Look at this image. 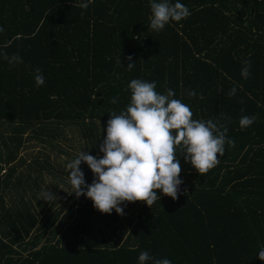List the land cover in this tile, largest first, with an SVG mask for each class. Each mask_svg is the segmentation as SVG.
I'll list each match as a JSON object with an SVG mask.
<instances>
[{
  "label": "trees",
  "instance_id": "obj_1",
  "mask_svg": "<svg viewBox=\"0 0 264 264\" xmlns=\"http://www.w3.org/2000/svg\"><path fill=\"white\" fill-rule=\"evenodd\" d=\"M179 2L191 15L157 32L150 0H0V53L23 60L12 66L0 55V264H138L144 250L171 264H264V0ZM132 79L155 81L161 94L172 89L193 119L226 124L235 146L225 145L204 175L177 152L176 200L156 190L151 208L124 202L123 215L102 214L86 196L77 205L72 190L46 208L40 200L38 211L26 189L41 193L51 165L33 158L16 177L20 150L33 138L75 159L54 144L70 125L81 132V149L102 158L109 114L130 102ZM242 116L257 119L241 129ZM80 168L91 184V169Z\"/></svg>",
  "mask_w": 264,
  "mask_h": 264
},
{
  "label": "clouds",
  "instance_id": "obj_2",
  "mask_svg": "<svg viewBox=\"0 0 264 264\" xmlns=\"http://www.w3.org/2000/svg\"><path fill=\"white\" fill-rule=\"evenodd\" d=\"M79 7L87 9L88 3H81ZM150 9L149 27L157 32L169 22H179L191 15L189 8L179 0L175 3L171 0H150ZM3 31L0 27V32ZM0 55L12 66L23 62L17 54L9 56L3 52ZM127 60L130 61L127 70L131 71L135 63L131 62V56ZM242 65L240 74L246 80L251 75V60L245 59ZM35 71L36 85L42 86L45 82L42 70L37 68ZM127 87L131 93L130 102L119 114L114 111L109 114L107 134L99 147L103 157L97 158L81 150L66 165L70 170L68 182L73 188L72 193L77 198L83 195L91 199L94 208L102 214H111L114 209L117 214L123 215L124 210L119 205L124 202L143 201L151 208L157 199L160 200L156 190L176 200L182 184L177 152L200 175H204L219 163L218 155H224L225 145L235 146V141L227 136L226 124L211 119H193L190 107L174 99L172 89L161 94L155 90V81L142 79H132ZM237 87L234 83L229 90L230 98L236 95ZM196 95L194 90L188 92L189 97ZM200 98L203 99V96ZM117 102L118 97L111 99V103ZM224 119L230 120L227 116ZM256 119V116H242L239 125L241 129H246ZM82 162L94 174L91 184L85 181L80 168ZM41 199L50 201L56 197L44 191ZM258 258L264 261V248L259 251ZM150 260L153 264H171L167 258L155 259L146 250L139 253L138 264H147Z\"/></svg>",
  "mask_w": 264,
  "mask_h": 264
},
{
  "label": "rangeland",
  "instance_id": "obj_3",
  "mask_svg": "<svg viewBox=\"0 0 264 264\" xmlns=\"http://www.w3.org/2000/svg\"><path fill=\"white\" fill-rule=\"evenodd\" d=\"M80 134L81 132L79 131L78 128H75V127L71 128L70 125L64 126L62 135L56 138V141L54 142V144H57V146L62 148L64 151H68L70 155L77 154L82 150L81 145L83 144L81 140L82 137L80 136ZM47 157L51 165V168H49L51 173H49L48 171H45V178H44V181L41 183L42 192L48 191V192H52V194L56 198L60 197L61 195L63 196V198H66L67 195L73 190L71 184L68 182L70 170L66 168V165L68 162H70L73 159L69 158L65 152L57 153V151L53 147H49L47 144L41 143L37 141L36 139L32 138V140L28 142L27 148L21 149L20 152L18 153L17 158L23 159L24 162L20 165L18 163L15 164L17 167V170L14 173V175L17 177V175H20L19 174L20 171L25 172L26 167H27L26 165L30 161H32L33 158H36L38 162H42ZM4 168L6 169L7 166H4ZM3 172H4V169L0 171V177L2 176ZM47 173L49 175H47ZM23 179L24 178H21V180L23 181V184H25ZM26 191L28 192L29 195H31L32 199H33V195H36L37 198L39 199V200H36L34 198L33 200L36 206V209L39 211V201L42 200L41 199L42 192L39 194H36V193L32 194L30 190L28 191L26 189ZM74 197L75 199H77L75 200V203H77V205H79L80 203H82V201H84L82 197H79V198H77L76 196ZM53 200L55 199H52L50 201H53ZM43 202H45L44 206L46 208L47 203L49 201H46L43 199ZM60 204H61L60 202H57L56 206H59ZM63 229H64V226L59 227L58 230L53 229V231H56V236L60 237V235L64 233Z\"/></svg>",
  "mask_w": 264,
  "mask_h": 264
}]
</instances>
